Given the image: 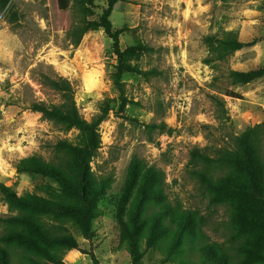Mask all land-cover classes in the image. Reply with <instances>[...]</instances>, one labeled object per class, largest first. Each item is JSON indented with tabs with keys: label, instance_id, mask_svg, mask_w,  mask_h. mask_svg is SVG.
Instances as JSON below:
<instances>
[{
	"label": "rangeland",
	"instance_id": "1",
	"mask_svg": "<svg viewBox=\"0 0 264 264\" xmlns=\"http://www.w3.org/2000/svg\"><path fill=\"white\" fill-rule=\"evenodd\" d=\"M108 1L9 0L0 10V183L20 196L61 189L44 174L19 173L17 165L30 156L55 160L60 140L78 144L77 129L65 130L33 110L36 103H62V94L46 83L62 77L83 118L91 120L106 105L110 111L99 126L101 147L91 161L107 190L93 198L89 238L72 218L64 220L76 247L61 264H134V242L138 264H198V250L178 256L166 244L157 248L149 238L131 235L136 208L129 176L135 159L159 169L163 198L149 213L167 206V215L181 224L180 211H196L198 237L223 242L226 212L209 205L187 165L194 147L212 152L230 147L235 137L264 123V0L117 3L111 21L115 30L124 29L121 48L138 47L130 60L134 72L122 77L123 95L113 80V41L104 30L89 31L73 45L77 27L99 20ZM227 37L235 44L223 43ZM255 72L249 82L240 77ZM13 214L0 194V218ZM4 229L0 221V235ZM13 264L30 262H21L15 252Z\"/></svg>",
	"mask_w": 264,
	"mask_h": 264
},
{
	"label": "trees",
	"instance_id": "2",
	"mask_svg": "<svg viewBox=\"0 0 264 264\" xmlns=\"http://www.w3.org/2000/svg\"><path fill=\"white\" fill-rule=\"evenodd\" d=\"M120 2L127 0H109L99 20L82 22L75 31L73 45L77 46L87 32L103 29L113 41L112 52L117 59L113 80L123 95L122 77L127 72H134L130 60L138 54V47L121 48L120 37L124 29L115 30L111 21L114 7ZM8 3L9 0H0V10H4ZM11 10L12 6H9L7 11L10 13ZM223 43L232 46L235 41L227 37ZM257 75V72L245 73L240 77L243 82H249ZM46 83L62 94V103L59 106L36 103L33 110L65 130L77 129L78 144L60 140L55 145V160L30 156L21 159L17 165L19 173L44 174L57 181L61 188L57 193L49 191L46 196L34 193L20 196L13 188L0 183V194L14 211L13 215L0 218L5 227L0 235V264H13L15 252L23 263L61 264L67 251L76 247L64 220L72 218L78 230L89 238L96 210L93 198L107 190L106 181L92 171L91 161L101 147L99 126L106 119L109 106L103 107L102 112L91 120H86L78 112L66 79L49 77ZM212 150L194 147L187 169L198 181L209 205L221 207L226 212L223 242L209 239L205 242L206 236L198 237L200 230L194 221L200 223L201 218L196 211H180L181 224L167 215L170 212L167 206L160 205L158 213L150 214L153 202L163 198V174L140 159L134 160L129 176V190H135L136 208L131 235L145 236L157 248L166 244V248L178 256L186 249L198 250V264H259L258 260L264 259L261 227L264 224V123L256 124L244 136L235 137L230 147ZM39 211L44 212L46 220ZM167 219L172 225L166 223ZM191 236L195 237L194 241ZM137 250L138 244L134 242V264L139 263Z\"/></svg>",
	"mask_w": 264,
	"mask_h": 264
}]
</instances>
